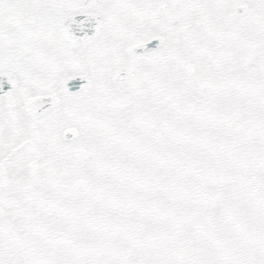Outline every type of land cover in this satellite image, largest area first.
<instances>
[{
	"label": "snow or ice",
	"instance_id": "snow-or-ice-1",
	"mask_svg": "<svg viewBox=\"0 0 264 264\" xmlns=\"http://www.w3.org/2000/svg\"><path fill=\"white\" fill-rule=\"evenodd\" d=\"M0 264H264V0H0Z\"/></svg>",
	"mask_w": 264,
	"mask_h": 264
}]
</instances>
